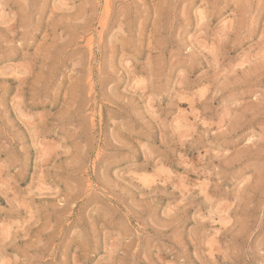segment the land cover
<instances>
[{"label":"rangeland","instance_id":"obj_1","mask_svg":"<svg viewBox=\"0 0 264 264\" xmlns=\"http://www.w3.org/2000/svg\"><path fill=\"white\" fill-rule=\"evenodd\" d=\"M0 264H264V0H0Z\"/></svg>","mask_w":264,"mask_h":264}]
</instances>
